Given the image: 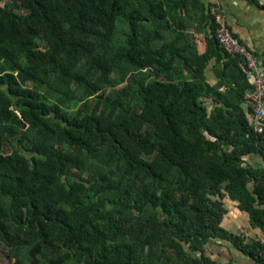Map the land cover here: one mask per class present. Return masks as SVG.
Instances as JSON below:
<instances>
[{"label":"trees","instance_id":"trees-1","mask_svg":"<svg viewBox=\"0 0 264 264\" xmlns=\"http://www.w3.org/2000/svg\"><path fill=\"white\" fill-rule=\"evenodd\" d=\"M0 3L2 264H196L213 240L264 264V132L215 39L217 6ZM225 197L262 241L222 228Z\"/></svg>","mask_w":264,"mask_h":264},{"label":"crops","instance_id":"crops-1","mask_svg":"<svg viewBox=\"0 0 264 264\" xmlns=\"http://www.w3.org/2000/svg\"><path fill=\"white\" fill-rule=\"evenodd\" d=\"M253 1L254 3L249 0H199L205 14L213 6H218L221 9L227 17L226 23L231 33L254 56L258 67L264 72V0ZM189 29L194 38L196 52L198 54L205 53L207 40L210 37L208 19H204L202 15H196L195 19L191 21ZM215 66L216 61L212 59L205 70V81L210 85H214L218 81ZM246 81L250 84V90L245 91L243 97L244 108L247 106L248 95L252 88L251 80L246 79ZM262 123L264 124V118ZM223 202L226 213L221 220L222 228L230 233L242 234L247 238L262 239L260 232L250 228L245 212L238 210L234 206V202L227 197L223 199ZM193 256L199 259L196 264H257L251 258L233 248L228 242L221 240L209 241L202 252H195Z\"/></svg>","mask_w":264,"mask_h":264},{"label":"built area","instance_id":"built-area-1","mask_svg":"<svg viewBox=\"0 0 264 264\" xmlns=\"http://www.w3.org/2000/svg\"><path fill=\"white\" fill-rule=\"evenodd\" d=\"M217 24L215 39L223 50L230 55L239 57L238 67L246 79L251 80V91L248 95L247 107L250 110V125L252 133L261 135L263 127L261 121L264 117V72L258 67L252 54L232 36L226 23V15L217 6L211 11Z\"/></svg>","mask_w":264,"mask_h":264},{"label":"rangeland","instance_id":"rangeland-1","mask_svg":"<svg viewBox=\"0 0 264 264\" xmlns=\"http://www.w3.org/2000/svg\"><path fill=\"white\" fill-rule=\"evenodd\" d=\"M2 4L3 3H0V6H2ZM232 232H233V230H232ZM7 253H8V250L0 247V255L7 254ZM2 263H3V261H0V264H2Z\"/></svg>","mask_w":264,"mask_h":264},{"label":"clouds","instance_id":"clouds-1","mask_svg":"<svg viewBox=\"0 0 264 264\" xmlns=\"http://www.w3.org/2000/svg\"><path fill=\"white\" fill-rule=\"evenodd\" d=\"M231 32V31H230ZM255 59V58H254ZM264 118V117H263ZM263 120V119H262ZM261 124H262V127H263V132H264V124L262 123V121H261Z\"/></svg>","mask_w":264,"mask_h":264}]
</instances>
